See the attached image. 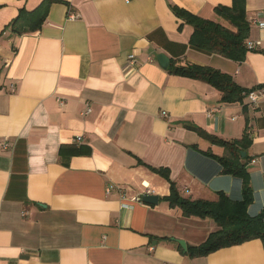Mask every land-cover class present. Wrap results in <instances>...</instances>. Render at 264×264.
<instances>
[{
    "label": "crops",
    "instance_id": "0c3cea01",
    "mask_svg": "<svg viewBox=\"0 0 264 264\" xmlns=\"http://www.w3.org/2000/svg\"><path fill=\"white\" fill-rule=\"evenodd\" d=\"M42 1L0 0V264H264L261 238L190 256L218 225L165 200L171 181L190 199L242 198L217 158L226 148L200 129L244 138L248 212L264 210V99L226 101L169 70L194 63L264 86V0H246L243 60L191 46L193 25L173 9L231 27L215 8L233 0H61L39 29L12 32ZM145 185L157 204L133 200Z\"/></svg>",
    "mask_w": 264,
    "mask_h": 264
},
{
    "label": "trees",
    "instance_id": "16d2710c",
    "mask_svg": "<svg viewBox=\"0 0 264 264\" xmlns=\"http://www.w3.org/2000/svg\"><path fill=\"white\" fill-rule=\"evenodd\" d=\"M55 1L61 0H43L33 10L20 9L18 15L9 23L12 32L20 34L28 29H39L49 6ZM173 9L178 16L185 18L193 25L191 46L235 60H243L246 57L249 51L247 38L250 33V22L246 16V0H233L231 6H216V13L229 22L231 27L219 21L201 18L177 7ZM169 70L176 74L202 79L214 85L222 92V99L226 101L242 100L251 90L240 86L231 75L210 66L194 63L186 66L171 64ZM198 130L211 141L226 148L227 153L217 158L223 165V172L242 179L243 193L242 198L238 200L232 199L224 192H219L215 200L190 199L181 196L174 182L171 181V194L165 197L171 206L179 207L185 216L210 217L218 225V228L212 231L204 242L188 245L187 253L190 256H205L220 248L240 244L253 238H261L264 242V210L257 215H251L248 212V206L253 200V189L249 171L241 161L246 145L244 138L225 140ZM165 175L169 179L168 172H165Z\"/></svg>",
    "mask_w": 264,
    "mask_h": 264
},
{
    "label": "built area",
    "instance_id": "2783aa9c",
    "mask_svg": "<svg viewBox=\"0 0 264 264\" xmlns=\"http://www.w3.org/2000/svg\"><path fill=\"white\" fill-rule=\"evenodd\" d=\"M262 24H264V23H262ZM247 45H248L249 48H253L254 47L253 42H249ZM129 64L136 65V55H135V53H132V54L129 55ZM247 95L249 97V100H250L251 104L253 106H256L260 100L264 99V86L256 87V88L250 90L247 93ZM164 114H165V112H164ZM77 139L80 140L81 137L79 136ZM9 146H10V144L8 142H1L0 141V147L1 148H8ZM108 190L109 191L111 190V186L108 187ZM150 192H151L150 186L149 185H145L144 192L139 194V195H136L135 197H133V200L142 201L141 195L149 194ZM123 204L124 205H128V203H123Z\"/></svg>",
    "mask_w": 264,
    "mask_h": 264
},
{
    "label": "water",
    "instance_id": "95a60500",
    "mask_svg": "<svg viewBox=\"0 0 264 264\" xmlns=\"http://www.w3.org/2000/svg\"><path fill=\"white\" fill-rule=\"evenodd\" d=\"M158 59L163 67H167L169 64V57L165 54L161 53L158 55ZM242 155L245 156V152H242ZM141 199L143 202L150 203V204H157L159 200V196L157 194H143L141 195ZM180 244L186 248L185 241L180 240Z\"/></svg>",
    "mask_w": 264,
    "mask_h": 264
}]
</instances>
